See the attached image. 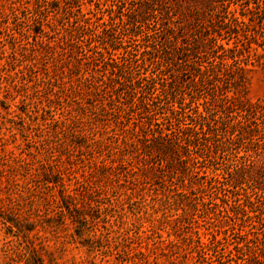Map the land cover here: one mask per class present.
<instances>
[{
	"label": "trees",
	"instance_id": "16d2710c",
	"mask_svg": "<svg viewBox=\"0 0 264 264\" xmlns=\"http://www.w3.org/2000/svg\"><path fill=\"white\" fill-rule=\"evenodd\" d=\"M8 1L0 0V16H8ZM16 1L19 9L10 8L11 16L18 19V11L28 14L33 31L20 48L28 62L25 85L31 83L36 96L43 91L52 95L40 107L43 122L50 121L48 127L53 124L55 134L74 149L89 148L97 161L86 166L79 159L87 167L81 178H71L70 169L50 161L51 156L36 161L15 157V166L2 164L0 193L6 190V196L0 197V230L5 229L8 237L28 238L38 221L42 226L43 216L54 231L66 229L69 221L71 240L89 251H100L107 244H114L115 250L123 246L119 253L127 260L135 250L144 262L155 255L156 264L159 259L168 264H264V167H251L253 159H264V98L252 102L246 96L252 75L264 71V0H168L175 10L159 12V25L171 34L174 45L172 53L156 58L165 64L161 72L171 69L172 76L181 75L182 80L162 85L161 92L175 103L171 116L177 126L172 129L152 121L155 114L150 107L159 111L164 104L132 101L124 108L128 99L120 94L124 84L132 91L137 86L142 95L155 89L158 74L143 78L147 83L142 85L140 73L134 81L131 72L142 68L139 61L145 55L155 57L158 48L143 46L139 58L115 48L107 40V28L93 30L99 22L89 15L92 6L100 3L92 0ZM76 9H81L79 15ZM110 14L101 25H109ZM64 17L69 27L62 24ZM130 33L137 36L136 31ZM105 40L112 55L109 49L94 46ZM16 53L9 63L12 68ZM1 105L9 109L5 102ZM132 107L149 112L150 121L143 126L127 123L124 118ZM54 109L67 116L57 120ZM106 113L117 118L104 121ZM170 119L166 117L168 124ZM221 156L244 163L227 170V161L219 170ZM20 175L31 177L25 189L38 199L33 213L13 205L7 193ZM105 183L115 184L116 197L127 202L112 203ZM251 183H259L254 192L258 196L237 193ZM211 201L228 207L224 217L238 218L237 229L227 228L221 218L212 229L195 230L201 227L196 213L209 215ZM147 202L154 215H160L146 219L147 226L120 222L129 213L139 217ZM110 217L120 220L111 222ZM33 260L44 264L40 256Z\"/></svg>",
	"mask_w": 264,
	"mask_h": 264
},
{
	"label": "rangeland",
	"instance_id": "374dc122",
	"mask_svg": "<svg viewBox=\"0 0 264 264\" xmlns=\"http://www.w3.org/2000/svg\"><path fill=\"white\" fill-rule=\"evenodd\" d=\"M92 1L98 4L100 3L99 7H95V5L92 6L91 15H89V17L93 19L97 18L100 23H98L93 30L96 31L97 29L100 31L107 28V40L113 44L115 48L119 49L121 52L125 51L127 55L128 53L133 56L136 55L138 56L137 58L140 57L138 52H142L146 45L158 48V53H156L155 57H153L152 54L145 55L143 58L144 61H139L142 68H137L131 72L134 81L138 80L137 76L140 73L141 76L139 77L143 80L142 85L147 83L143 78H148V76H152L151 74H158L157 77H154L155 89L142 95L137 86H134L135 90L132 91L130 86L124 84V86L120 88V94L125 95L128 99L125 102L126 105L124 108L131 106L132 101L136 103H147L154 100L156 105L159 106L164 104V106L162 109L158 107L159 111H154V106L150 107V110H153V114H155L152 121L156 124L163 123L168 126L167 128L169 129L176 128L177 122L175 121L174 116H171V105H174L175 103L172 102L171 104L166 94L161 91L162 85L167 86L170 81L175 80L181 84L182 80L179 78L181 75L178 78L172 76L174 74H172L171 69H169V71L166 70V73L161 72L165 64L160 63V60L156 58L157 56H164L166 52L172 53L174 45L171 34L166 33L167 31L164 29L165 27L163 28L159 25L161 22L159 12L165 13L166 9L175 10L176 5L172 3L170 6L168 0ZM7 5L9 6L7 10L8 16H0V167L2 164H6L8 167L15 166V157L26 159L27 161L29 159L36 161L37 159H46L51 156L50 161L57 162V165L61 168H67V170L70 169L68 172H71V178H81V174H83L87 165L94 166L97 161L95 155L91 154L89 148L74 149L70 143H67L63 139L61 134H55V128L51 127L53 124L48 127V124L51 123L50 121L43 122V115L40 107L45 106L46 97H52V95H48L43 91L36 96L33 93V90L30 89L31 83L28 85V88L26 87L25 84L27 77L24 75L26 73L28 62L21 56L20 51V48L27 44V37L30 38L31 33L29 32L31 30L29 29V22H31V20L28 14L21 11L17 12L18 19H14L11 16L10 8L15 7L16 9H19V4L16 0H9ZM182 5L185 7L186 3H182ZM116 7L121 8V10L119 11L118 9L116 13H113L112 10ZM80 11L81 9H76L75 15H79L81 13ZM82 11L84 13L88 12L86 7H82ZM109 14L112 16V21H109L110 23L107 27L101 25L104 18L106 20ZM127 19H131V23L128 22ZM62 24L69 27L67 17L63 18ZM131 30L136 31V37L130 33ZM89 36H86V39L90 38ZM56 39L58 40V38ZM56 39L52 38L54 41H57ZM86 39L85 37L80 38V40H77V43H81V40L85 41ZM107 40L104 42H95L94 46L96 48L98 47L99 50L107 48L109 49L108 53L112 55L113 51L107 43ZM86 46L87 45L84 43L83 49L81 47L83 53L87 50ZM14 52H17L16 56L18 60L15 67L12 68L9 63H11V57L14 55ZM127 58H129L128 60H130V62L133 61L131 59L133 57H130V55L127 56ZM246 96L247 99L252 102L264 98V71H257L252 75ZM83 98H85V96ZM2 102H5L6 106H9L8 110L3 108L4 105H1ZM137 108L138 107H132L130 113L126 114L124 119L129 124L136 123V125L143 126L150 121L149 115L151 114L143 109L137 110ZM54 115L57 120L67 116V114L61 115V111H58L57 109H54ZM114 115L115 114L113 113H106L102 119L108 121L117 118ZM121 115L123 116V111ZM167 116L171 117L170 124H168V120H166ZM38 150L41 152L39 153ZM81 158L84 160L86 166L80 162L79 159ZM227 161L229 162L225 167L224 163ZM242 163H244L243 159L237 160L233 156H221L217 168L220 170L223 169L224 166L227 170H232L231 168L235 165H240ZM251 164L253 170H259V168L264 167V159H253V163ZM30 179L31 177L29 176L23 178L20 175L14 186L7 190L8 195H10V198L12 199L13 205L23 206L21 210L24 213H33L32 211L38 207V199L30 197L25 189L29 188L28 181ZM258 184L259 183H251L248 185L245 192L238 190L237 193L239 195L244 194L250 197L258 196L257 193H254ZM104 185L106 186L107 195L111 197L110 201H112V203L120 204L121 202H127L125 197H116L115 184L111 185L105 183ZM120 191L123 194L124 189ZM5 192L6 190L0 193L1 198H5ZM259 199L262 200V198ZM262 203H264L263 200ZM4 204H6V202ZM143 204L146 207V211L144 213L142 212L139 217L138 215L135 217L129 213L128 218L120 220L118 218L114 219L110 217V221L114 222L115 220H120V222H128L130 224L141 223L143 225L146 224L145 226H147L146 219H151V215H153V217H158L160 215H154V210L149 202ZM207 208L210 209L209 215H197L198 213L195 215L196 219H199L201 223L199 229L198 226H195V230L199 231V233L205 232L206 228H214V226H216V221L221 220V218L226 220L227 228L231 226L233 227L232 229H237L238 223L240 224L238 218L224 217L227 216L226 213L228 212V207L224 204L221 207H218L213 205V202L211 201ZM43 219L44 217L42 216L40 218L42 226L40 225V221H38L39 224L36 225L35 230L28 233V238L8 237L5 234V229L0 230V264H36L33 260V256L42 257L44 264H156L154 259L155 255H151L149 262H144L141 261L139 257L135 256L137 253L135 250L130 251L131 256L134 257L127 260L123 253H119L123 250V246L121 245L118 246V250L113 248L114 244H107L104 245L100 251H89L87 248H84L77 243H73L70 236L73 229L70 226L69 221H66L67 226L69 225L66 229L61 228L54 231L53 228L50 229L47 226L45 223L46 220ZM108 227L110 229V224ZM239 227L241 226L239 225ZM113 229L118 228L117 226H114ZM101 231L106 232L103 229H101ZM97 234H99V231H97ZM111 236H115V234H112ZM40 243L43 244L44 247H39ZM135 246L136 245H133V247ZM33 247L36 248L35 251H33ZM143 251L146 250L143 249ZM158 264L168 263L163 259H159Z\"/></svg>",
	"mask_w": 264,
	"mask_h": 264
}]
</instances>
